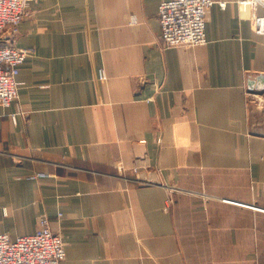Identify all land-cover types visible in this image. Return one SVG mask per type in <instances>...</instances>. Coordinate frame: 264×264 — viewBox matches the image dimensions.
I'll return each mask as SVG.
<instances>
[{
  "label": "crops",
  "instance_id": "obj_1",
  "mask_svg": "<svg viewBox=\"0 0 264 264\" xmlns=\"http://www.w3.org/2000/svg\"><path fill=\"white\" fill-rule=\"evenodd\" d=\"M163 1L31 0L0 107V233L47 217L61 264H264V8L219 0L205 45L164 48Z\"/></svg>",
  "mask_w": 264,
  "mask_h": 264
},
{
  "label": "built area",
  "instance_id": "obj_2",
  "mask_svg": "<svg viewBox=\"0 0 264 264\" xmlns=\"http://www.w3.org/2000/svg\"><path fill=\"white\" fill-rule=\"evenodd\" d=\"M31 0H0V107L8 108L18 99L21 85L17 80L20 67L31 50L14 45L18 26L28 15ZM239 6L264 8V0H236ZM227 2L217 0H167L158 6L159 39L164 48L200 47L207 43L206 14L217 5L225 10ZM253 27L257 34H264V16H255ZM8 32L3 41L1 35ZM100 79H105L103 71ZM28 106L23 105L22 110ZM47 175L37 173L31 179H42ZM169 199L165 211L169 208ZM65 244L62 237L53 233L46 218L31 235L11 239L0 233V264H61L65 259Z\"/></svg>",
  "mask_w": 264,
  "mask_h": 264
},
{
  "label": "rangeland",
  "instance_id": "obj_3",
  "mask_svg": "<svg viewBox=\"0 0 264 264\" xmlns=\"http://www.w3.org/2000/svg\"><path fill=\"white\" fill-rule=\"evenodd\" d=\"M217 1H219V0H217ZM225 2V1H224ZM28 10H29V8H28ZM253 99H255V97H253ZM17 101V100H16ZM15 101V102H16ZM255 101V100H254ZM14 103V102H13ZM256 104V103H255ZM176 189V191L178 192V191H181L180 189H177V188H175ZM168 200V199H167ZM166 200V201H167ZM174 201H173V199L172 198H169V203H168V205H169V208L172 206V203H173ZM166 203V202H165ZM192 204H193V202H192ZM245 206H247V205H245ZM164 208H165V205H164ZM169 208L167 209V210H169ZM251 208H259V207H255V206H252ZM43 218H46L47 219V222H48V227H49V229L53 232V230L51 229V222L49 221V219L47 218V217H39L38 218V220H37V226H36V230L38 229V227L40 226V220L41 219H43ZM35 230V231H36ZM54 233V232H53ZM62 237V236H61ZM62 240H63V238H62Z\"/></svg>",
  "mask_w": 264,
  "mask_h": 264
},
{
  "label": "water",
  "instance_id": "obj_4",
  "mask_svg": "<svg viewBox=\"0 0 264 264\" xmlns=\"http://www.w3.org/2000/svg\"><path fill=\"white\" fill-rule=\"evenodd\" d=\"M258 81L264 82V77H263L262 75H260V76L258 77Z\"/></svg>",
  "mask_w": 264,
  "mask_h": 264
},
{
  "label": "bare ground",
  "instance_id": "obj_5",
  "mask_svg": "<svg viewBox=\"0 0 264 264\" xmlns=\"http://www.w3.org/2000/svg\"><path fill=\"white\" fill-rule=\"evenodd\" d=\"M254 210H258V211H261L262 209H259V208H253ZM264 211V210H263Z\"/></svg>",
  "mask_w": 264,
  "mask_h": 264
}]
</instances>
